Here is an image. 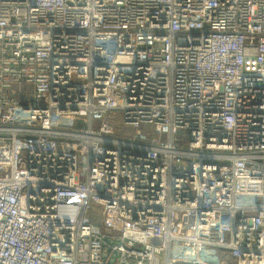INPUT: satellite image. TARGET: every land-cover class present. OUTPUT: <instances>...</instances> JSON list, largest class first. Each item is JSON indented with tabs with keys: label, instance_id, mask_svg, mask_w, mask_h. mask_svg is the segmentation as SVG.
I'll list each match as a JSON object with an SVG mask.
<instances>
[{
	"label": "built area",
	"instance_id": "built-area-1",
	"mask_svg": "<svg viewBox=\"0 0 264 264\" xmlns=\"http://www.w3.org/2000/svg\"><path fill=\"white\" fill-rule=\"evenodd\" d=\"M0 168V264H264V0H0Z\"/></svg>",
	"mask_w": 264,
	"mask_h": 264
},
{
	"label": "rangeland",
	"instance_id": "rangeland-1",
	"mask_svg": "<svg viewBox=\"0 0 264 264\" xmlns=\"http://www.w3.org/2000/svg\"><path fill=\"white\" fill-rule=\"evenodd\" d=\"M73 119H76V117H74ZM140 130L144 133V134H148L150 137H159V135L155 132V130H154V127L153 126H151V125H143L141 128H140ZM134 132H135V129L134 128H131V127H124V126H122V125H119L118 126V129H117V134L118 135H121L122 133L124 134V135H126V134H134ZM187 139V137L185 138V140ZM0 170H2L1 168H0ZM85 171V163H84V161L83 160H80V163L78 164V172L79 173H83ZM224 256H225V258L227 259V260H231L230 258V254L228 253V252H225L224 253ZM223 256V257H224ZM222 258V257H221ZM223 260H224V258H223ZM225 261V260H224Z\"/></svg>",
	"mask_w": 264,
	"mask_h": 264
}]
</instances>
